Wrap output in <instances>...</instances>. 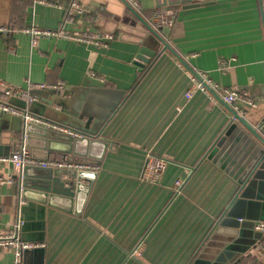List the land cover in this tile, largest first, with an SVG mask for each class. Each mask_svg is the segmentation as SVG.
<instances>
[{"label": "crops", "instance_id": "obj_1", "mask_svg": "<svg viewBox=\"0 0 264 264\" xmlns=\"http://www.w3.org/2000/svg\"><path fill=\"white\" fill-rule=\"evenodd\" d=\"M69 1L0 0V27H6L0 30V93L2 82L23 88L28 81L61 82V90L35 88V101L11 96L18 100L13 103L45 116V107L61 108L55 101L62 97L99 117L98 138L107 146L89 147L92 156L101 157L93 162L98 168L92 178L82 179L89 188L77 201L50 191L44 202L29 203L19 196V171L0 161V176L8 177L0 183V232L13 228L18 207L26 204L20 236L40 244L35 247L43 248L42 264H192L197 257L206 264H264V232L245 221L239 235L237 220L226 215L232 207L234 213L264 218V198L240 195L252 165L245 161L261 147L238 129L215 155L230 111L222 99L200 90L187 97L190 80L176 62L177 54L189 55L188 63L206 70L219 85L246 91L256 105L242 115L257 127L264 118V0H179L167 4L175 12L170 27L152 23L155 0H138L137 10L176 53L145 33L122 0H79L82 11L65 21ZM31 26L113 37L107 46L44 35L33 43L25 30ZM144 48L152 54L142 53ZM220 59L226 67H220ZM43 89L55 93L35 92ZM21 121L0 112L2 150L10 144V153L24 142L14 130ZM32 129L35 135L41 132ZM32 138L35 145L42 143ZM49 145L46 157H36L69 156ZM148 155L166 160L156 181L140 178ZM35 169L30 166L28 178H37ZM258 179L262 184L253 192L264 194V168ZM234 238L240 241L235 246ZM39 260V253L17 254L0 246V264Z\"/></svg>", "mask_w": 264, "mask_h": 264}, {"label": "water", "instance_id": "obj_2", "mask_svg": "<svg viewBox=\"0 0 264 264\" xmlns=\"http://www.w3.org/2000/svg\"><path fill=\"white\" fill-rule=\"evenodd\" d=\"M124 4L127 6V8L132 12L133 15H135L144 25H145V33L150 32L152 36H154L159 42H161L165 47L169 48L172 52L176 53L175 50L168 44V42L158 33V31L151 26V24L140 14V12L134 8L128 0H122ZM179 0H155V5L160 7L167 4H172L174 2H178ZM123 24H119V28H122ZM142 53H148L152 54L151 50L148 48H144L141 50ZM143 54H140L139 57L144 58L142 56ZM178 55V54H177ZM48 90L49 92L55 93L53 89H43V90H35L37 94H45ZM221 99V98H219ZM10 100L13 102L18 101L15 97H11ZM23 101V100H22ZM57 102L59 105H61L60 109L54 108L51 105L44 108V111H48V115H45L50 120L56 121L58 123L67 125L72 130L78 132L80 135H72L69 133H65L59 130H56L51 127H47L44 125H39L34 122H27L26 124L21 121L19 122V125L15 127V131L20 133L25 145L27 146L28 150L31 152L34 156L39 157H46L45 150L47 148H51L49 143L55 144L54 148L56 151H59L63 154H68L69 156H65L67 159L71 160H79V161H91L98 163L101 154H97L92 156V150L89 148L90 146H93V144L97 143V145H103L107 146V142L105 140H102L98 138L99 136V130L101 127L102 121L99 120L98 116H94L91 113H88L85 109H80L75 106H72V103L70 104L69 101L65 102L64 98H57ZM225 102V101H224ZM24 104V102L22 103ZM228 110L230 111V120L229 124L226 126L223 135L218 139V141L215 143L213 147V152L215 155H218L220 150H222L225 145H227L230 142V139L234 136V133L241 129L247 136L253 140L259 147H261V151L257 155V152H250L249 153V160H246V165L251 164V167L249 169L247 178L242 180L244 184H242V190L240 195L241 196H256L258 198H264V194L258 190V192H253L255 187L258 185L259 188L262 184V180L258 179V174L261 170V168H264V118L262 121L257 125V127H254L251 125L245 117L242 115V113L235 110L230 104L225 102ZM72 106V107H70ZM3 113V112H1ZM45 113V112H43ZM93 119V122H92ZM98 120V121H97ZM39 127L41 129V132L38 131L35 135L33 134L32 127ZM33 135V136H32ZM37 138L39 140H42V143L39 145H35L33 142H31V138ZM32 138V139H33ZM25 139V140H24ZM9 147L10 144H7L6 146L2 145L1 149L0 147V155H8L9 154ZM45 149V150H44ZM102 152V151H101ZM41 155V156H40ZM84 157V158H80ZM90 157V158H87ZM90 159V160H89ZM30 166H35V170L37 173V178H28L29 175V168ZM46 169V170H42ZM49 172L47 175L43 172ZM67 174L70 179L73 178V180L67 182L65 179H62L60 174ZM95 170H73L68 168H53L49 166H37V165H26L24 166L21 171L19 172L20 175L16 174L15 176H20L22 183V189L19 191L20 198H26L28 199L29 203L32 200L41 201L44 202V197L49 195L51 197L52 194H50L52 191L53 194H59L66 196L69 200L71 198H74L77 201L78 194L80 192H83L86 194L89 186L84 183L82 180L84 177L92 178L94 175ZM65 183H69L66 185ZM258 188V189H259ZM37 191V195H33V192ZM260 191V192H259ZM28 205L23 204L21 205L22 212L25 210V208ZM244 213H234L231 209L226 213L227 216H233L238 222L237 231L238 234H242V228L244 226V222L250 223V226L254 228V222L255 220L264 219V218H252L247 217L243 215ZM248 223V224H249ZM25 222L22 225V229L24 228ZM258 233H262L261 231L257 230ZM238 235V236H239ZM254 236V235H253ZM251 237V235H250ZM239 238H234V246L239 244ZM232 243L227 245V248H231ZM233 252H235L237 249H232ZM26 252H34L39 253L40 260L39 264L43 263V248L42 247H34L31 249H25ZM203 258H195L192 262V264H206L208 263L206 261L202 260Z\"/></svg>", "mask_w": 264, "mask_h": 264}, {"label": "built area", "instance_id": "obj_3", "mask_svg": "<svg viewBox=\"0 0 264 264\" xmlns=\"http://www.w3.org/2000/svg\"><path fill=\"white\" fill-rule=\"evenodd\" d=\"M129 3L136 9L139 8L140 4L138 0H128ZM82 11V6L79 0H70L67 6V15L65 21L72 20L74 14L80 13ZM175 12L170 5H164L157 7L151 17L152 23L157 27L172 26L174 24ZM6 27H0V30H5ZM26 31L30 32L33 36L32 42H36V37L40 35L44 36H61L64 38L81 41L90 42L97 45H108V40H110L113 35L109 33H90L87 31H69L62 27L57 29H50L39 26H31L25 28ZM191 55V54H190ZM189 55H177L176 62L179 66L184 68L189 80L190 86L186 90L185 95L189 97L192 92L200 90L210 98L218 99L221 98L223 101L230 104L235 110L242 113L245 108L253 107L256 105V101L250 98L246 91L239 90L237 87H226L219 85L217 82L212 80L206 70L197 69L196 67L190 65L187 61ZM220 67H226L227 61L224 59L219 60ZM27 87L23 88L20 86H12L4 82L1 83V95H0V112H7L10 114L18 115L22 118L23 122H34L39 125H44L47 127L54 128L56 130L69 133L72 135H80L78 132L72 130L67 125L58 123L56 121L50 120L49 118L34 113L30 111L25 106H19L10 101L11 96H17L25 99V101L31 102L36 100V95L32 92L35 88L51 87L57 90L63 88L61 82H55L53 84H46L43 82H27ZM0 161L11 162L14 168L19 172L26 165H37V166H49L53 168H68L73 170H97L98 165L89 161H79L71 160L67 158H38L31 154L27 146L23 142L21 146L10 152L8 155H0ZM166 166V160L164 158L155 157L153 155L146 156L144 160L140 178L143 180L156 181ZM7 178L0 176V183L6 182ZM182 183V179L178 178L175 181L176 188ZM21 208L18 207L17 218L14 222L13 228L8 231L0 232V246L7 248H14L17 254H21L25 249H29L40 244L36 241L24 240L20 236V231L24 223L23 218L20 216ZM254 228L261 232H264V219L255 220Z\"/></svg>", "mask_w": 264, "mask_h": 264}]
</instances>
